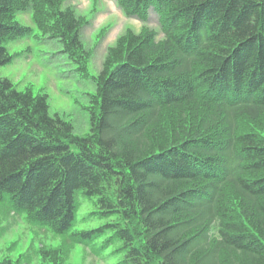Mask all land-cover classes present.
Wrapping results in <instances>:
<instances>
[{"label": "trees", "instance_id": "obj_1", "mask_svg": "<svg viewBox=\"0 0 264 264\" xmlns=\"http://www.w3.org/2000/svg\"><path fill=\"white\" fill-rule=\"evenodd\" d=\"M115 1L152 10L162 37L143 26L108 48L89 134L0 75V200L59 235L93 201L106 222L72 241L105 236L116 264H264V0ZM63 2L0 0V67L29 11L83 74L84 22Z\"/></svg>", "mask_w": 264, "mask_h": 264}, {"label": "rangeland", "instance_id": "obj_2", "mask_svg": "<svg viewBox=\"0 0 264 264\" xmlns=\"http://www.w3.org/2000/svg\"><path fill=\"white\" fill-rule=\"evenodd\" d=\"M84 22L80 40L87 52L83 74L73 70L67 56L60 52L63 45L43 36L31 23L30 13H17L16 19L32 27L30 37L8 45L10 54H17L11 63L0 67L17 89H30L33 95H47L49 113L58 114L70 122L79 136L90 133L89 95L94 93L93 79L104 66L109 47L127 30L137 33L143 26L157 32L161 38L157 15L151 10L147 19L127 16L115 0H63ZM19 54V55H18ZM247 125V124H246ZM247 129V128H246ZM249 129V128H248ZM80 207L75 224L65 235L31 224L24 214L8 213V199L0 200V264H116L121 256L112 254L115 245L100 250L105 236L90 244L72 241L74 232L95 228L107 219L89 218L95 209L93 201L79 196Z\"/></svg>", "mask_w": 264, "mask_h": 264}]
</instances>
